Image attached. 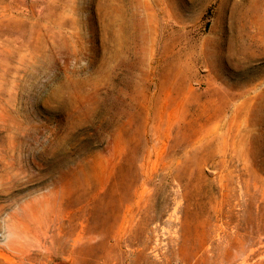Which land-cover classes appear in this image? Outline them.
Here are the masks:
<instances>
[{
	"label": "rangeland",
	"instance_id": "rangeland-1",
	"mask_svg": "<svg viewBox=\"0 0 264 264\" xmlns=\"http://www.w3.org/2000/svg\"><path fill=\"white\" fill-rule=\"evenodd\" d=\"M0 264H264V0H0Z\"/></svg>",
	"mask_w": 264,
	"mask_h": 264
},
{
	"label": "bare ground",
	"instance_id": "bare-ground-1",
	"mask_svg": "<svg viewBox=\"0 0 264 264\" xmlns=\"http://www.w3.org/2000/svg\"><path fill=\"white\" fill-rule=\"evenodd\" d=\"M252 45V44H251ZM245 49V48H244ZM247 50V49H246ZM239 51V50H238ZM190 84V83H189ZM192 84V83H191ZM190 84V85H191ZM192 88V87H191ZM189 89V88H188ZM196 90V89H195ZM226 109V108H225ZM224 119H226V118H224ZM227 120V119H226ZM235 120V119H234ZM247 120V119H246ZM219 123V122H218ZM221 125V124H220ZM218 127V126H217ZM219 128V127H218ZM240 128V127H239ZM212 129V131L213 132H215L214 130L215 129H213V128H211ZM232 130V129H231ZM212 131H210V132H212ZM240 131V130H239ZM227 134V133H226ZM238 136V135H237ZM206 137V136H205ZM230 137V136H229ZM237 139V138H236ZM234 143H236V142H234ZM101 165L104 167V168H106L105 166H104V163L103 162H101ZM107 175V174H106ZM78 176V175H77ZM76 177V176H75ZM103 179V178H102ZM108 179V178H107ZM104 182V181H103ZM107 182V181H106ZM105 184V183H104ZM106 185V184H105ZM104 186V185H103ZM144 193V192H143ZM142 193V194H143ZM145 194V193H144ZM138 195H140V194H138ZM142 196H144V195H142ZM141 197V196H140ZM81 198V197H80ZM46 201H47V199H46ZM140 202V201H139ZM138 202V203H139ZM56 203V202H55ZM35 204H37V202L35 203ZM35 204H33V206L35 205ZM38 206V205H37ZM70 206V205H69ZM36 207V206H35ZM42 207V206H41ZM119 212H121V218H122V223H121V226L122 225H124L125 223H126V221H128L127 220V215H126V213H127V210H126V212H124V214H123V207H121L120 209H119ZM47 212L45 211V213L42 215V217H45L44 219L46 220V216H47V214H46ZM47 225V224H46ZM37 227V226H36ZM123 227V226H122ZM26 229V228H25ZM35 229V228H34ZM22 230H24V229H22ZM39 229H35V231H33V232H35V234H37L38 235V233H39V231H38ZM26 233H27V235H29L30 233H32V229H26ZM32 235V234H31ZM83 236V235H82ZM29 238V237H28ZM78 239V238H77ZM79 239H81V238H79ZM30 240V239H29ZM77 241V240H76ZM17 251V250H16ZM52 253V252H51Z\"/></svg>",
	"mask_w": 264,
	"mask_h": 264
}]
</instances>
